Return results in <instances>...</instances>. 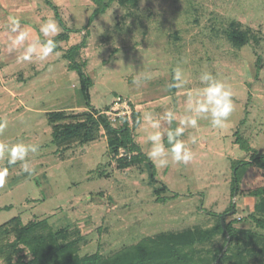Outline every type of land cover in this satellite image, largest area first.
Masks as SVG:
<instances>
[{"label": "rangeland", "instance_id": "1", "mask_svg": "<svg viewBox=\"0 0 264 264\" xmlns=\"http://www.w3.org/2000/svg\"><path fill=\"white\" fill-rule=\"evenodd\" d=\"M98 9L94 0H0V145H38L28 154V172L21 162L9 164L7 151L0 150V169H7L0 184V227L41 222L59 244L72 243L81 258L105 259L162 233L215 229L222 216L225 224L242 219L235 228L243 239L248 230L261 233L243 219L256 203L250 193L264 188V167L251 160L254 153L264 156V0H116L89 24ZM9 15L19 17L21 30L35 29L39 39L40 24L52 19L59 29L52 38L65 34L67 40L56 43L46 61L19 60L22 49L6 47ZM177 67L187 83L169 88ZM203 71L231 87L234 110L223 129L200 120L197 129L185 130L180 139L194 154L188 166L156 168L139 126L134 140L147 161L125 170L110 154L102 128H93L98 137L92 142L67 149L52 142L48 114H95L117 98L141 118L171 109L177 127L187 115L188 94L203 87ZM139 74L149 78L137 88L131 81ZM168 127L162 122V130ZM190 134L197 143L188 140ZM246 164L232 193L236 169ZM223 242L217 233L195 250L207 253ZM20 248L14 262L30 261L29 250Z\"/></svg>", "mask_w": 264, "mask_h": 264}, {"label": "trees", "instance_id": "2", "mask_svg": "<svg viewBox=\"0 0 264 264\" xmlns=\"http://www.w3.org/2000/svg\"><path fill=\"white\" fill-rule=\"evenodd\" d=\"M94 1L100 9L92 15L89 24L116 0ZM119 1L121 3L136 2V0ZM233 37H236V34L230 35V39ZM54 40L58 43L60 40H67V37L65 34H60ZM237 45L239 46V43ZM82 76L88 87L89 80L83 73ZM86 86L83 93L88 102ZM98 113L100 112L74 116L64 110L51 112L48 114V123L53 131L52 142L58 149H67L74 143L95 141L98 133L93 134V128H96V132L102 128L108 135L110 154L118 159L121 170L147 161V157L134 140V131L138 128V121L141 119L136 110L132 112V125L128 124L126 117L114 123L105 116L96 117ZM241 146L245 148V144ZM120 150L124 151L123 156H120ZM251 160H258V166L264 167V156L254 153ZM246 168L247 164L239 165L236 169L232 193L237 189ZM250 195L256 199V203L253 212H250L243 221L251 222L261 233L255 234L248 230L247 239H243L240 236V230L235 228L242 219L226 223L228 236L218 219L215 229L205 230L196 227L182 232L162 233L123 249L108 259L101 258L99 254L81 258L72 243L59 244L51 231L46 232L43 223L33 221L22 225L20 220H16L11 222L14 225L12 230L7 226L0 227V257L4 264H264V188L254 190ZM12 232L15 234L14 241H9L13 236ZM217 233L223 236L224 242L212 251L197 254L196 246H204L209 241H213ZM20 246L26 247L32 254L33 258L30 261H24L23 258L18 257L14 262V256L21 251Z\"/></svg>", "mask_w": 264, "mask_h": 264}, {"label": "clouds", "instance_id": "3", "mask_svg": "<svg viewBox=\"0 0 264 264\" xmlns=\"http://www.w3.org/2000/svg\"><path fill=\"white\" fill-rule=\"evenodd\" d=\"M9 37L7 50L16 52L22 49L19 60L46 61L53 54L57 44L54 37L59 31L56 22L48 19L39 26V32L43 39L32 38L27 30H21L19 17L9 15L7 19ZM149 77L147 74H139L132 78L131 83L139 88L142 82ZM203 85L195 96L188 94L185 111L187 115L179 120L177 127L173 128V121L177 122L176 113L168 109L158 118L151 113H146L139 121V129H143L146 141L151 145L147 157L158 169L167 168L170 164H182L188 166L194 159L193 152L186 146V142L180 137L187 128H198V121L207 120L214 129H223L234 110L232 101L233 92L229 85L217 79L212 73L203 71L198 77ZM187 83L181 68L173 69L172 83L169 88H181ZM162 122L169 127L162 130ZM138 129V131H139ZM150 129V130H149ZM165 139L168 146H165ZM197 136L190 134L188 140L195 144ZM0 150H6L9 164L21 162L25 172L29 171L28 154L35 153L38 145L14 144L11 147L0 145ZM7 176V169H0V184H3Z\"/></svg>", "mask_w": 264, "mask_h": 264}, {"label": "built area", "instance_id": "4", "mask_svg": "<svg viewBox=\"0 0 264 264\" xmlns=\"http://www.w3.org/2000/svg\"><path fill=\"white\" fill-rule=\"evenodd\" d=\"M132 112L133 108H131L129 102L126 99L123 98H117L112 105L109 107L108 110H105L103 112H100L96 115L98 116H105L112 122H116L118 119L122 117H126L128 124L132 125Z\"/></svg>", "mask_w": 264, "mask_h": 264}, {"label": "water", "instance_id": "5", "mask_svg": "<svg viewBox=\"0 0 264 264\" xmlns=\"http://www.w3.org/2000/svg\"><path fill=\"white\" fill-rule=\"evenodd\" d=\"M173 128H175V126ZM167 146H168V144H167ZM220 221H221V226H222L223 230L225 231L226 235L228 236V233L226 230L225 218L222 216Z\"/></svg>", "mask_w": 264, "mask_h": 264}, {"label": "crops", "instance_id": "6", "mask_svg": "<svg viewBox=\"0 0 264 264\" xmlns=\"http://www.w3.org/2000/svg\"><path fill=\"white\" fill-rule=\"evenodd\" d=\"M20 8H22V7H20ZM26 8H27V7L22 8V9H26ZM28 28H29V27H28ZM29 31H30V35H31L32 38H39L38 35L35 34V29L32 30V28H29Z\"/></svg>", "mask_w": 264, "mask_h": 264}]
</instances>
